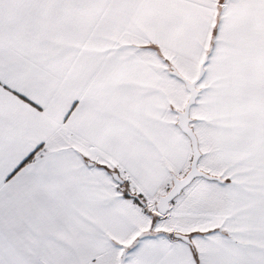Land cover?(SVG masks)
Here are the masks:
<instances>
[{
    "label": "snow or ice",
    "instance_id": "1",
    "mask_svg": "<svg viewBox=\"0 0 264 264\" xmlns=\"http://www.w3.org/2000/svg\"><path fill=\"white\" fill-rule=\"evenodd\" d=\"M0 264H264V0H0Z\"/></svg>",
    "mask_w": 264,
    "mask_h": 264
}]
</instances>
